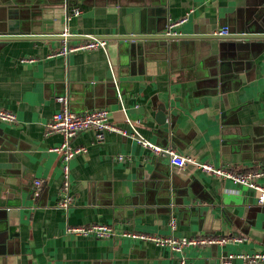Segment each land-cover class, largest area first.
<instances>
[{
    "label": "crops",
    "instance_id": "0c3cea01",
    "mask_svg": "<svg viewBox=\"0 0 264 264\" xmlns=\"http://www.w3.org/2000/svg\"><path fill=\"white\" fill-rule=\"evenodd\" d=\"M181 20L177 35L227 27L252 37L152 39ZM65 28L109 45L55 56ZM0 34L22 37L0 41V109L17 116L0 121V264H250L246 255L264 253V205L252 189L193 164L177 171L140 143L217 168L264 169V0H0ZM64 98L74 113L108 110L127 133L100 140L89 129L72 140L88 151L70 161L69 208L58 206L64 174L52 151L64 137L47 133ZM92 224L242 241L178 254L68 232Z\"/></svg>",
    "mask_w": 264,
    "mask_h": 264
},
{
    "label": "built area",
    "instance_id": "2783aa9c",
    "mask_svg": "<svg viewBox=\"0 0 264 264\" xmlns=\"http://www.w3.org/2000/svg\"><path fill=\"white\" fill-rule=\"evenodd\" d=\"M74 15L81 13L80 9H73ZM185 20H181L172 23L166 32V35H177L172 32V29L183 24ZM231 31L224 27L213 33L215 36L227 37L232 35ZM62 39L61 48L54 54L55 56L68 57L72 53L82 51H94V50H106L109 45V40L106 38L98 37L95 35H87L82 38L75 37L68 28L60 35ZM79 38L81 41L73 43L72 39ZM63 108L60 112L56 113L48 125V134L61 133L64 137L63 142L58 147H55L52 151L57 153L61 158V164L64 174V182L60 191V198L58 206L61 208H69L72 205L73 199L69 195L70 190V161L81 154L87 153L88 149L83 146H74L72 140L82 131L94 129L97 131V136L101 140L103 134L106 131L127 134L126 131L120 129L110 121V112L106 109L93 110L87 113L78 114L72 112L68 107V101L66 98L62 99ZM0 121L6 123H14L17 121V116L7 110L0 109ZM130 123H136L132 120H128ZM140 143L155 154L167 157L170 161V165L177 171L183 170L187 164H193L197 168L207 173L213 174L220 178L231 179L235 183L247 186L255 193L257 202L260 205H264V188L260 184L259 180L264 177V169H249L245 172H237L227 168H217L209 163H202L195 159L188 158L180 155L176 149L172 147H159L147 143L146 141H140ZM119 160H123V157H119ZM41 181L36 182V186L40 188ZM68 232L75 236H93L97 238H110L115 236L128 237L132 239H140L149 241L161 247H169L172 251L183 254V251L188 247L195 246H207V245H224L227 243H233L236 241H242L237 237H196V238H176L170 236H155L137 234L131 232H117L114 227L105 224H92L89 226H72L68 228ZM232 258V257H231ZM250 264H262L264 262V253H258L255 255H246L244 257ZM179 264H186L184 258H182Z\"/></svg>",
    "mask_w": 264,
    "mask_h": 264
},
{
    "label": "water",
    "instance_id": "95a60500",
    "mask_svg": "<svg viewBox=\"0 0 264 264\" xmlns=\"http://www.w3.org/2000/svg\"><path fill=\"white\" fill-rule=\"evenodd\" d=\"M167 32V31H165ZM257 37H261L260 35H255ZM201 37H208L210 39H225V38H233V39H236V38H242V37H252V35H229L227 37H220V36H215V35H209V36H182V35H170V36H166V35H163V36H159V37H155L153 36L152 39H192V38H201ZM19 38H22V37H19L18 35H5V34H0V41H9V40H13V39H19ZM82 38V37H81ZM119 38L120 40L122 38H126V37H109V39H117ZM144 38H147V37H143L141 39H144ZM129 38H127L128 40Z\"/></svg>",
    "mask_w": 264,
    "mask_h": 264
}]
</instances>
